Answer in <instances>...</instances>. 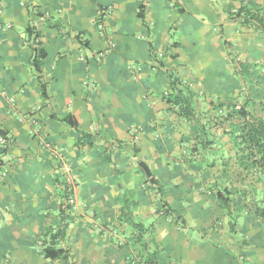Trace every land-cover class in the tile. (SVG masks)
Returning <instances> with one entry per match:
<instances>
[{"label":"crops","instance_id":"crops-1","mask_svg":"<svg viewBox=\"0 0 264 264\" xmlns=\"http://www.w3.org/2000/svg\"><path fill=\"white\" fill-rule=\"evenodd\" d=\"M1 6L0 129L11 140L5 157L13 169L0 182V264H62L40 250L60 224L63 171L40 148L36 127L24 117L31 109L75 176L79 210L57 242L75 264L139 257L141 241L117 221L125 201H133L135 220L149 228L153 241L143 253L157 250L156 264H264V224L255 215L264 207V179L236 152L229 129L238 119L223 117L227 105L243 103L264 117L249 84L264 69V31L232 16L243 6L264 15V0H3ZM106 7L103 28L114 48L97 62L108 47L96 26ZM29 26L45 53L38 70ZM129 65L140 68L136 78ZM177 88L191 92L192 116L163 100ZM220 196L234 210L232 229ZM163 203L165 215L158 214Z\"/></svg>","mask_w":264,"mask_h":264},{"label":"trees","instance_id":"trees-1","mask_svg":"<svg viewBox=\"0 0 264 264\" xmlns=\"http://www.w3.org/2000/svg\"><path fill=\"white\" fill-rule=\"evenodd\" d=\"M143 12L144 5L143 2H141L139 5L138 16L142 22L144 21ZM232 16L242 17L244 24L255 26L256 29L264 31V15L258 10L248 9L243 6L235 11ZM26 32L27 40L30 41V46L32 48V64L35 69L38 70L42 59L45 57V53L40 47L41 35L37 33L32 26L27 27ZM33 44H36V46ZM172 82L177 85L179 83L175 76L172 77ZM189 95H191L189 89L185 88V91H183L182 89L177 88L173 92L163 93L162 98L169 105V110L175 109L178 115L182 117H189L193 115ZM223 117L225 120H230L231 118L238 119L235 124H230L229 129L230 137L237 148L236 152L249 161V165L253 167L254 171L258 172L261 178L264 179V117L253 115L246 103L227 105V111ZM199 129L202 130V127ZM5 135L6 133L0 129V137H4ZM84 137L85 136L78 138L76 144L81 145ZM201 146L203 147L204 145ZM149 179L156 182L152 177ZM63 184L64 183L62 181V186ZM157 186L160 188L159 184H157ZM68 195L69 191L66 189L63 190L62 197L65 199V203L61 204L60 208V224L55 231L46 233L49 242L41 246L40 251L45 258L50 260L60 259L62 264H75L73 258L69 254V251L57 246V242L66 237L67 226L72 220V217L68 214V205L66 202ZM221 200L226 207V214L229 216V227L232 229L235 225V216L233 214L234 210L230 208V205H228L227 198L221 197ZM132 206H134L133 201L130 203L125 201L123 209L118 215L117 221L128 225L132 231L131 234H133L134 237L137 236V240L141 241L142 251L138 257V262L141 264H156L157 250L147 252L145 254L143 253V250L146 249L149 242L153 241V238L151 234H149V228L135 220L131 211ZM161 209L165 213L169 211V209L165 207V203L162 204ZM255 215L259 217L261 222L264 224V207L258 206L257 209H255ZM145 235L147 236L144 238Z\"/></svg>","mask_w":264,"mask_h":264},{"label":"built area","instance_id":"built-area-1","mask_svg":"<svg viewBox=\"0 0 264 264\" xmlns=\"http://www.w3.org/2000/svg\"><path fill=\"white\" fill-rule=\"evenodd\" d=\"M0 13L2 11V1L0 0ZM111 9L106 7L103 9L99 10V13L97 15V23L96 26L99 30V32H103L104 33V28H103V22L102 19L103 17L109 13ZM9 27V25H8ZM104 40L108 43V47L102 51V53H99L98 56H96V61L100 62L102 60V58L105 56V54H107L108 52H110L113 48H114V42L112 41V39L106 35V33H104ZM34 46H36V44H33ZM79 59L82 61H86V58L82 55L79 54ZM155 67H157L156 65H154ZM128 68L131 70V72H133V76L136 78L138 76V71H139V67L133 66V65H129ZM1 94V93H0ZM3 94V93H2ZM8 103L9 106L11 107V109L15 108V99L13 97L8 99ZM36 110L35 109H31L28 113L24 114V117L27 119H29V121L31 122V124L33 126H35L36 128H34V134L35 136H37L39 138V145L40 148L43 151H47V153L53 158L55 159L57 162H59V168L62 169L63 173H62V178H63V190H67L69 191V195L66 198V202L68 205V214L71 215L72 217L76 214V212L79 210V207L76 203L74 194H73V190L76 186V182H75V176L71 170V168L66 164H62V158L63 155L61 153V150L56 147V145H54L52 142H50L49 140H47L45 138V135L43 133V130H41V126L39 125L37 119H36ZM132 131L137 135V129H132ZM10 137L5 135L4 137H0V182H2L11 172L13 169V164L11 163V161L9 159H6L5 157V152L6 149L9 146L10 143ZM158 214L161 215H165V212L162 211V209L158 212ZM111 233L113 236L115 237H119V234L117 232V230L115 228H111L110 229ZM138 263V258L137 257H131L128 261V264H137ZM6 264V263H5Z\"/></svg>","mask_w":264,"mask_h":264},{"label":"rangeland","instance_id":"rangeland-1","mask_svg":"<svg viewBox=\"0 0 264 264\" xmlns=\"http://www.w3.org/2000/svg\"><path fill=\"white\" fill-rule=\"evenodd\" d=\"M183 24H185L186 27L188 26L187 19L183 20ZM249 82V84H251L250 91L257 102L256 109L264 110V69H261L260 73H252L249 77Z\"/></svg>","mask_w":264,"mask_h":264}]
</instances>
